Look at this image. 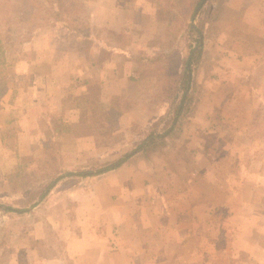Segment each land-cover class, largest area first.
<instances>
[{
    "label": "rangeland",
    "instance_id": "1",
    "mask_svg": "<svg viewBox=\"0 0 264 264\" xmlns=\"http://www.w3.org/2000/svg\"><path fill=\"white\" fill-rule=\"evenodd\" d=\"M61 1L63 19L38 27L34 0H0V264H84L68 255L80 247L70 237L105 233L128 207L112 203L125 195L114 173H77L135 150L129 167L146 173L136 186L179 184L190 164L180 134L191 142L198 128L200 192L220 206L225 181L234 196L214 214L206 260L235 264L221 250L242 252L236 232L264 247V0H202L188 25L195 0ZM196 27L207 35L198 56ZM192 57L184 91L178 73Z\"/></svg>",
    "mask_w": 264,
    "mask_h": 264
},
{
    "label": "crops",
    "instance_id": "2",
    "mask_svg": "<svg viewBox=\"0 0 264 264\" xmlns=\"http://www.w3.org/2000/svg\"><path fill=\"white\" fill-rule=\"evenodd\" d=\"M139 58L145 59V57ZM208 123L209 120L203 119L199 124L207 129ZM199 124L198 126H200ZM205 130L203 129V131ZM196 131L197 134L193 133L190 137L191 142L187 140L189 136L180 134L182 148L186 147L187 156L190 157L185 160L190 164L183 165L181 163L183 166H180L179 169L184 173L188 172V175L185 179L182 178L179 184L172 182L157 184L152 183V180L140 181L137 183L139 188H143L145 185L144 189L146 192L149 191L147 195H141L138 193V186L134 183V177H146L145 167H129L130 157H127L122 165L109 170L108 172L114 173V177H116L115 189L118 186L125 194L115 198L112 203L119 204L125 201L128 209L126 213L114 212L110 216L109 221L113 224L107 225L105 233L96 235L88 233L84 237H70L69 241H76L80 247L68 255H77L84 264H88V262L90 264H106L108 262L110 264H199L202 261L206 262V256L211 249L209 246L213 245L210 244V241H213L210 236H213L212 232L216 226L214 214L220 209L225 211V206L228 207L226 210L230 211L234 196L230 193L232 186L225 181L222 183L224 190L220 206L213 200V197L200 192L199 182L193 174L197 171L200 150L203 151V147L208 150V142L204 140L206 144H194L192 139L197 138V135L199 138H204L207 135L202 133L199 128ZM140 151L138 149L136 155H139ZM117 155L118 153H116ZM156 169H160L161 173L166 176L171 175L172 168L169 166ZM151 172L154 173V170ZM147 176H150L151 179L154 178L150 174ZM217 188L220 189V184ZM202 205L204 208L201 207ZM115 226L116 229H114ZM257 230L259 229L255 225L251 229V234L252 231ZM260 232L264 233V225L261 226ZM227 234H231L230 228H228ZM234 235H236L234 238L236 241H241L240 247L243 246V242L246 247L244 244L241 253H238L237 249L231 252L230 242V248H223L222 255L218 253L221 258L232 260L235 264H243V262L262 264L264 252L262 243L251 235L250 239L243 241V236L240 233L236 232ZM236 241H234V245ZM111 242H114L116 246L114 249L109 247ZM88 253H94L91 260L87 259ZM242 255L247 256L245 261H241ZM53 257L54 261L58 259L57 256ZM47 262L51 263L52 260ZM36 263L37 260L31 264ZM207 264H212V261H207Z\"/></svg>",
    "mask_w": 264,
    "mask_h": 264
},
{
    "label": "trees",
    "instance_id": "3",
    "mask_svg": "<svg viewBox=\"0 0 264 264\" xmlns=\"http://www.w3.org/2000/svg\"><path fill=\"white\" fill-rule=\"evenodd\" d=\"M37 4V11H36V14L40 13L42 14V19L43 21L40 22V23H36V25L39 27V26H43L45 24H47L48 22H51L52 20L53 21H61L63 19V9H64V4L61 0H42L44 2V7L43 8H40V6H38V4L40 5V2L41 0H34ZM200 1L202 0H195L192 7L189 8V11L185 13L184 17H183V20H185V18L187 19V25L189 24V20L192 19L195 15V9L197 7V5L200 3ZM46 2H49L48 6H45V3ZM42 7V6H41ZM47 22V23H46ZM196 32L198 33V38L196 39V42L200 43V45H198V47L196 48L195 52H196V56H198L200 50H201V43L203 41V39L207 36L206 33L204 32V29L203 27L202 28H197L196 27ZM194 56V55H193ZM190 57V55H189ZM157 58V57H156ZM195 57H192V58H187L185 59V67L182 65V68L181 70L179 71L178 75L179 77L183 80V87H184V91L187 89L188 86H186L188 80H189V75H187L186 71L191 69V60L194 59ZM147 60V58H146ZM184 91H183V96H181L180 98V102L177 104L176 106V113H181V111L183 110V107L185 105V102L186 101H189V97L185 94L184 95ZM149 144H152L153 147L152 149H155L156 146H155V140L151 139L147 142V145ZM133 152H129V153H126L124 154L123 156L117 158L116 160H114L113 162H110L108 163L106 166L104 167H100L99 169L95 170V171H82V172H78L77 174L79 175H89V174H99V173H102V172H105V171H109L113 168H116L120 165H122L124 162H125V159L127 157H129ZM72 172H68L66 173V175H71ZM55 180H57L55 178ZM55 180L53 181V183L51 182L50 185L54 184ZM50 185L48 184L47 187H50ZM44 193H42V196H43ZM1 206V205H0ZM2 208L5 209V210H15V211H18V212H21L23 210H20V209H17V208H12L10 206H7V205H2Z\"/></svg>",
    "mask_w": 264,
    "mask_h": 264
}]
</instances>
